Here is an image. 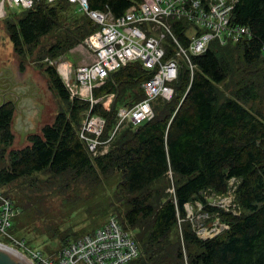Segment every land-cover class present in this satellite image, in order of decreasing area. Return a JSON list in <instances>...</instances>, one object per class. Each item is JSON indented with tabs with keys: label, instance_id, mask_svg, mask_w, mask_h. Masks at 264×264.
Wrapping results in <instances>:
<instances>
[{
	"label": "trees",
	"instance_id": "obj_1",
	"mask_svg": "<svg viewBox=\"0 0 264 264\" xmlns=\"http://www.w3.org/2000/svg\"><path fill=\"white\" fill-rule=\"evenodd\" d=\"M86 1L90 10L109 11L114 17L140 2ZM236 1L232 21L247 26L251 38L235 45L211 42L208 51L192 59L197 68L190 84L188 70L182 66L172 99L155 101L152 119L137 127L124 125L109 141L107 152L95 157L79 137L86 113L90 110L104 119L100 140L107 141L118 109L145 98L141 84L150 75L139 62L110 72L92 88L91 95L98 101L91 106L87 100L71 97L55 67L39 61L69 52L99 27L66 1H39L2 19L17 56L53 36L54 43L44 52L40 49L43 56H37L35 64L63 103L52 122L28 135L27 145L20 149L11 148L14 107L10 102L0 106V191L13 207L21 208L6 187L34 174L96 180L115 172L125 205L116 218L134 233L139 247L138 257L127 264H264V114L245 106L258 100L257 79H264V0ZM23 64L20 61V70ZM236 73L239 81L232 96L226 97L219 86ZM110 94L114 98L103 108L102 100ZM169 175L173 194L156 201ZM232 178L237 181V214L213 208L202 196L207 191L224 194ZM196 201L202 212L228 228L215 237L198 238L185 222L186 204ZM172 232L176 239L170 244ZM41 235L56 239L60 247L78 239L77 233L59 228Z\"/></svg>",
	"mask_w": 264,
	"mask_h": 264
},
{
	"label": "built area",
	"instance_id": "obj_2",
	"mask_svg": "<svg viewBox=\"0 0 264 264\" xmlns=\"http://www.w3.org/2000/svg\"><path fill=\"white\" fill-rule=\"evenodd\" d=\"M39 1H66L99 27L84 40L92 55L90 63L74 71L66 65L57 66L71 97L87 100L92 106L98 101L91 95L92 88L110 72L133 62H139L150 75L141 84L145 98L118 109L116 124L107 141L100 140L104 119L92 115L90 110L86 113L79 137L94 157L107 152L109 141L124 125L137 127L152 119L155 101L172 99L173 83L182 66L188 70L190 84L197 68L192 59L208 51L211 42L235 45L251 38L247 26L232 21L236 0H140L118 17L109 11L90 10L86 0H0V20L7 17V9H30ZM113 97L110 94L103 99V108L109 107ZM236 183L233 178L228 181L226 195L231 186L235 192ZM15 215L12 202L0 191V235L10 241V247L19 251L28 264H127L139 254L134 233L110 216L92 234L61 247L56 260H51L9 232ZM227 228L223 225L218 232Z\"/></svg>",
	"mask_w": 264,
	"mask_h": 264
},
{
	"label": "rangeland",
	"instance_id": "obj_3",
	"mask_svg": "<svg viewBox=\"0 0 264 264\" xmlns=\"http://www.w3.org/2000/svg\"><path fill=\"white\" fill-rule=\"evenodd\" d=\"M18 11L7 9V17H12ZM85 17L87 16L85 15ZM69 25L71 27V23ZM52 37L42 39L39 45L27 50L24 55L17 56L12 53L11 44L3 28V20H0V60L6 61L11 57L13 62L8 65V69L14 74L18 70L25 71V75L20 78L19 83L25 89L23 98L26 99L25 109L28 114L25 117H19L14 123L15 140L11 147L13 149H20L27 145L24 134L32 130L38 132L42 124L51 121L52 117L63 109V103L50 90L46 76L35 64L36 57L43 56L40 49L43 48L44 52V49L54 43ZM82 42L81 45H77L56 59L43 58L39 63H48L49 65L52 63L51 65L55 67L56 71L57 66L66 65L71 71H74L78 66L92 61L91 52L85 47V41ZM20 61L24 62L21 70L19 68ZM239 78L240 74L236 73L230 81L219 86L226 97L232 96ZM257 81L261 85L259 98L255 103L250 102L245 106L254 112L264 114V79L259 77ZM21 106L20 109H24V106ZM20 137H23L24 140ZM163 183L166 184L165 191H162L160 199L156 201H163L173 194V182L170 175L168 181ZM118 185L119 175L115 172L96 180L88 177L73 179L70 174L53 177L46 173L20 179L6 187V191L19 202L21 207L18 210L14 206L16 215L12 219V228L9 232L16 239L24 240L27 247L41 251L48 259L56 260V254L61 248L58 241L41 234L53 233L54 228H59L69 234L71 231L75 232L80 238L101 227L110 216L118 217L125 207L124 201H120L123 195L119 192ZM1 193H4V190H1ZM202 196L213 208L216 206L219 210L229 213H238L239 211L232 186L227 195L226 192L217 195L212 191H207ZM114 207L117 210L114 211ZM185 211L187 212L185 222L190 224L198 238L205 240L215 237L221 232L218 231L223 225L218 218L209 217L205 212H202L198 201L186 204ZM42 231L44 232L41 233ZM177 232L180 233V226ZM175 239V234L172 232L168 241L172 244ZM0 242L11 246L10 241L3 235H0ZM12 249L15 250V248ZM182 251L185 253L183 248Z\"/></svg>",
	"mask_w": 264,
	"mask_h": 264
},
{
	"label": "crops",
	"instance_id": "obj_4",
	"mask_svg": "<svg viewBox=\"0 0 264 264\" xmlns=\"http://www.w3.org/2000/svg\"><path fill=\"white\" fill-rule=\"evenodd\" d=\"M13 53V51H12ZM13 58V57H12ZM13 62V59L8 58L6 59V61H1L0 60V106L4 105L7 102H10L13 107H14V115H13V119H12V123H11V128H12V133L14 135V140H15V127H14V123L16 120H18V118L20 117H25L28 113L26 112V99L23 98L24 96V92L25 89L23 87H21L20 85V78L24 77L25 75V71H19L16 72L15 74L10 71V69H8V65L10 63ZM48 81V80H47ZM36 86V85H34ZM49 86V84H48ZM20 105L24 106V109H20ZM21 106V107H22ZM54 117V116H53ZM53 117L51 119V121H48L44 124H42L39 127L40 128L48 123H51L53 120ZM38 130V132H39ZM35 131H29L27 133L24 134V138L26 140L27 136L32 134V133H38ZM23 137H20V139H22ZM24 140V139H22ZM27 143V141H26ZM24 147V146H23Z\"/></svg>",
	"mask_w": 264,
	"mask_h": 264
},
{
	"label": "water",
	"instance_id": "obj_5",
	"mask_svg": "<svg viewBox=\"0 0 264 264\" xmlns=\"http://www.w3.org/2000/svg\"><path fill=\"white\" fill-rule=\"evenodd\" d=\"M0 243V264H28L17 250Z\"/></svg>",
	"mask_w": 264,
	"mask_h": 264
},
{
	"label": "bare ground",
	"instance_id": "obj_6",
	"mask_svg": "<svg viewBox=\"0 0 264 264\" xmlns=\"http://www.w3.org/2000/svg\"><path fill=\"white\" fill-rule=\"evenodd\" d=\"M90 155V154H89ZM92 157V156H91ZM14 251V250H13Z\"/></svg>",
	"mask_w": 264,
	"mask_h": 264
}]
</instances>
